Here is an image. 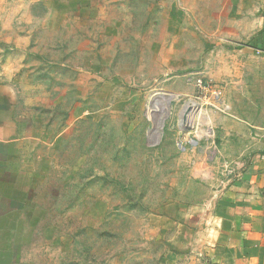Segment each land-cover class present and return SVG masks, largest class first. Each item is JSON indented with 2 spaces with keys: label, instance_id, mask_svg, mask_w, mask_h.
<instances>
[{
  "label": "rangeland",
  "instance_id": "374dc122",
  "mask_svg": "<svg viewBox=\"0 0 264 264\" xmlns=\"http://www.w3.org/2000/svg\"><path fill=\"white\" fill-rule=\"evenodd\" d=\"M258 124L264 0H0V264H207Z\"/></svg>",
  "mask_w": 264,
  "mask_h": 264
},
{
  "label": "crops",
  "instance_id": "0c3cea01",
  "mask_svg": "<svg viewBox=\"0 0 264 264\" xmlns=\"http://www.w3.org/2000/svg\"><path fill=\"white\" fill-rule=\"evenodd\" d=\"M258 127L254 137L240 128L246 138L229 158L230 175L203 210L207 264H264V126Z\"/></svg>",
  "mask_w": 264,
  "mask_h": 264
},
{
  "label": "bare ground",
  "instance_id": "6f19581e",
  "mask_svg": "<svg viewBox=\"0 0 264 264\" xmlns=\"http://www.w3.org/2000/svg\"><path fill=\"white\" fill-rule=\"evenodd\" d=\"M187 107H189V106H187ZM154 113H156V114H157V113H159V112L156 110Z\"/></svg>",
  "mask_w": 264,
  "mask_h": 264
}]
</instances>
